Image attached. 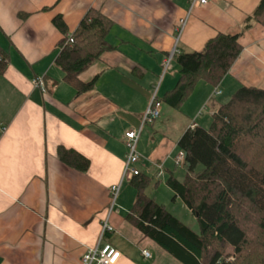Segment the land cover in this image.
Listing matches in <instances>:
<instances>
[{"label": "crops", "instance_id": "1", "mask_svg": "<svg viewBox=\"0 0 264 264\" xmlns=\"http://www.w3.org/2000/svg\"><path fill=\"white\" fill-rule=\"evenodd\" d=\"M260 1L210 0L192 9L179 34L190 0H0V45L9 55L0 75V264H79L107 218L114 231L103 243L121 252L117 264H183L126 219L137 194L132 185L120 194L123 182L109 213L110 187L121 181L126 159L125 133L140 126L153 90L163 97L176 85L174 54L200 51L220 32L239 34L242 52L219 85L264 89V26L245 27ZM91 9L112 21L108 41L115 49L80 74L83 82L97 81L78 94L56 64L64 35L53 19L61 15L69 35ZM36 77L45 90L34 84ZM219 85L198 82L182 119L167 105L168 121L150 124L142 138L143 128L140 169L156 177L155 164L164 162L165 184L177 175L178 141L190 126H206L202 112L211 110L212 117L225 103L214 102L223 93ZM216 89L221 94L214 95ZM191 116L194 125L187 123ZM169 123L170 130L161 129ZM60 145L86 156L90 169L64 165ZM144 249L151 256L144 257Z\"/></svg>", "mask_w": 264, "mask_h": 264}, {"label": "trees", "instance_id": "2", "mask_svg": "<svg viewBox=\"0 0 264 264\" xmlns=\"http://www.w3.org/2000/svg\"><path fill=\"white\" fill-rule=\"evenodd\" d=\"M252 22L264 26V0L245 27ZM53 23L64 35L56 59L64 80L78 94L92 89L97 76L89 82L79 76L103 53L115 49L108 41L112 21L99 10H89L72 33L74 43H67L68 28L61 15ZM239 37L220 32L200 51L175 53L179 78L160 97L163 104L180 109L200 81L217 87L242 52ZM8 63V52L0 45V75ZM178 147L186 154V174L181 180L171 174L166 184L174 191V199L180 198L196 217L200 233L146 194L152 178L142 169L130 180L137 194L126 219L183 264H223L228 247L236 260L224 264H264V256H244L247 248L254 251L241 221L245 215H256L257 228L264 235V89L240 86L213 113L209 128L190 126ZM57 155L68 167L81 172L90 169L91 161L75 149L60 145ZM257 247L264 249V241Z\"/></svg>", "mask_w": 264, "mask_h": 264}, {"label": "built area", "instance_id": "3", "mask_svg": "<svg viewBox=\"0 0 264 264\" xmlns=\"http://www.w3.org/2000/svg\"><path fill=\"white\" fill-rule=\"evenodd\" d=\"M210 0H190V11L185 18L179 21L178 33L181 34L186 26L188 18L193 8L205 6ZM67 43H74V37L72 34L68 35ZM172 56L167 58L163 64L164 72L170 67ZM34 84L45 90L44 79L42 77H36ZM221 94V91L216 89L214 95ZM163 102L157 94V89L154 90L151 97L150 103L142 115L141 124L138 128L130 129L125 133V145L127 148V154L125 164L123 168L122 178L119 184H115L110 187V193L112 194V206L109 213L112 212L113 206L117 200L123 182L130 181L134 176L140 174L141 169L138 164L142 161V155L138 151V142L146 124H152L161 117ZM186 162V154L183 150H179L175 156L174 164L176 168L184 167ZM156 177L161 179L165 177V166L164 162L156 163ZM114 228L109 223L108 218L102 223L101 231L95 246L89 248L81 257L79 264H117L122 254L115 248L111 243H103L104 237L107 233L113 232ZM142 254L144 257L151 256L148 250H143Z\"/></svg>", "mask_w": 264, "mask_h": 264}, {"label": "rangeland", "instance_id": "4", "mask_svg": "<svg viewBox=\"0 0 264 264\" xmlns=\"http://www.w3.org/2000/svg\"><path fill=\"white\" fill-rule=\"evenodd\" d=\"M218 88L220 90H222L223 93H222V95L216 97V99L214 101L215 103H223V101L227 102L230 99V97L232 96V93L235 91V90L232 91V87L229 84V82H227V81L224 82L221 86L219 85ZM154 89H155V87H154ZM152 95L153 94H151V97H152ZM187 102H185L182 105V107L179 110H177V112H176L177 118L179 117V112L182 114V116L179 117L181 119L184 116L183 114L188 113L190 105L189 104L186 105ZM190 102H191V100L188 103H190ZM162 110H161L162 111L161 117L156 120V123H155L156 125L160 124L162 121L163 122L168 121L167 117H169V115L165 114V111L170 110V108H168L167 105H164V107L162 106ZM210 111L211 110L204 111V112H202V115H201L203 124H205V122H206V124H205L206 128L210 127V124L212 121ZM207 119H209V120H207ZM195 120H196V117L191 116V117L187 118V123H190V125H194ZM151 127H152V125L146 124V126L144 127L145 131L143 133L142 138L147 135L148 128H151ZM161 129H164L166 131L170 130V123L166 124L165 126H162ZM124 164H125V160H124ZM176 169H177V175L176 176L179 179H182L184 177V175L186 174V169L184 167H179ZM150 177L152 178V180H151V183L147 189L148 195L151 198H155L157 202L164 204L168 211H170L174 216L179 218L184 224H186L188 227H190L193 231H195L196 233H200V226H199V223H198L196 217L192 213H190L188 208L184 207L185 205L180 198L177 200V202H175L174 192L171 189H169V187L164 182L165 177H166V173H165V177L161 178L160 180H162V181L158 184L155 181L156 177L154 175L150 176ZM119 183H117V184H119ZM126 184H128V186H131V184L128 183V181H125L124 185H123L124 187H123V189H121L120 194H122L124 192V188H125ZM244 217L245 218H241V221L243 223L244 229L247 231L249 242L252 243V250L254 251V253H252L250 251V249L247 248L244 256H264V249H260L258 251V247H257L259 242H262V244H263L264 235L257 228V225H256L257 217H256V215L250 214V215H245ZM147 247H148L150 252H152V253L155 252V250H153L152 247H150V246H147ZM255 249H257L258 252ZM255 252H257V253H255ZM235 256L236 255L234 254L233 249L228 247L225 250V254H223V257H222V259L224 260L223 262L224 263H233L236 260Z\"/></svg>", "mask_w": 264, "mask_h": 264}, {"label": "water", "instance_id": "5", "mask_svg": "<svg viewBox=\"0 0 264 264\" xmlns=\"http://www.w3.org/2000/svg\"><path fill=\"white\" fill-rule=\"evenodd\" d=\"M224 264V263H223Z\"/></svg>", "mask_w": 264, "mask_h": 264}]
</instances>
